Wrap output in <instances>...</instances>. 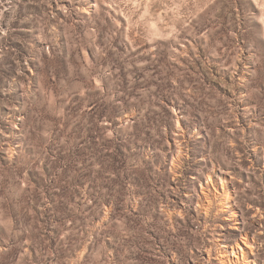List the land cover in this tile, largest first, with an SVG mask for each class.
Instances as JSON below:
<instances>
[{
    "label": "rangeland",
    "instance_id": "rangeland-1",
    "mask_svg": "<svg viewBox=\"0 0 264 264\" xmlns=\"http://www.w3.org/2000/svg\"><path fill=\"white\" fill-rule=\"evenodd\" d=\"M253 237L264 264V0H0V264Z\"/></svg>",
    "mask_w": 264,
    "mask_h": 264
},
{
    "label": "bare ground",
    "instance_id": "bare-ground-1",
    "mask_svg": "<svg viewBox=\"0 0 264 264\" xmlns=\"http://www.w3.org/2000/svg\"><path fill=\"white\" fill-rule=\"evenodd\" d=\"M223 185H224V183H222V186ZM223 195H224L225 201L227 200V202H229L231 200V198H230L231 195H230V192L228 190H224ZM231 213H232L231 215L235 216V212L232 211ZM244 239H243V244L245 245V248H243L241 246L243 249L238 244H236L235 246H231L230 252H228V246L227 245L224 246L225 249L222 250L221 253L219 254L220 264H228L231 262H233L234 264H247V263L253 264V263H255V255L253 253V251H254L253 245H254L256 240L253 237L251 239V247H248V244H247L248 238H244ZM223 253H225V255H223Z\"/></svg>",
    "mask_w": 264,
    "mask_h": 264
}]
</instances>
